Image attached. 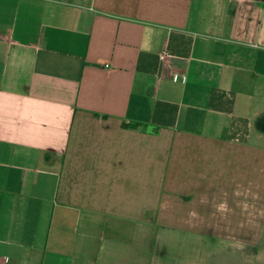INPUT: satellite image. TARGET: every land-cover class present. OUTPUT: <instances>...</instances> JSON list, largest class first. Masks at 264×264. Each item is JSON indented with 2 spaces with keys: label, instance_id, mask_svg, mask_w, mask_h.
<instances>
[{
  "label": "crops",
  "instance_id": "0c3cea01",
  "mask_svg": "<svg viewBox=\"0 0 264 264\" xmlns=\"http://www.w3.org/2000/svg\"><path fill=\"white\" fill-rule=\"evenodd\" d=\"M148 220L264 245V1L0 0V264Z\"/></svg>",
  "mask_w": 264,
  "mask_h": 264
},
{
  "label": "rangeland",
  "instance_id": "374dc122",
  "mask_svg": "<svg viewBox=\"0 0 264 264\" xmlns=\"http://www.w3.org/2000/svg\"><path fill=\"white\" fill-rule=\"evenodd\" d=\"M125 238L128 246L124 245L123 253L129 264H264V245L246 247L243 256L238 247L216 235L171 230L153 220L139 223V228L130 229Z\"/></svg>",
  "mask_w": 264,
  "mask_h": 264
},
{
  "label": "built area",
  "instance_id": "2783aa9c",
  "mask_svg": "<svg viewBox=\"0 0 264 264\" xmlns=\"http://www.w3.org/2000/svg\"><path fill=\"white\" fill-rule=\"evenodd\" d=\"M243 1H247V2H249V1H251V0H243ZM259 1H264V0H259ZM168 58H169V55H168L167 52H163V53L161 54V60H162V61H166V60H168ZM171 79H172L174 82H179V81H184L185 77H184V76H180V75L177 74V73H173Z\"/></svg>",
  "mask_w": 264,
  "mask_h": 264
},
{
  "label": "water",
  "instance_id": "95a60500",
  "mask_svg": "<svg viewBox=\"0 0 264 264\" xmlns=\"http://www.w3.org/2000/svg\"><path fill=\"white\" fill-rule=\"evenodd\" d=\"M152 128H153V127H149L148 131H149V132H152V131H151V130H152ZM153 129H154V128H153Z\"/></svg>",
  "mask_w": 264,
  "mask_h": 264
}]
</instances>
